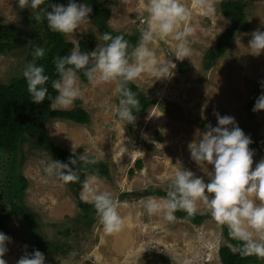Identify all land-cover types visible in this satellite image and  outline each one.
<instances>
[{"label":"rangeland","instance_id":"1","mask_svg":"<svg viewBox=\"0 0 264 264\" xmlns=\"http://www.w3.org/2000/svg\"><path fill=\"white\" fill-rule=\"evenodd\" d=\"M240 1L247 4L243 31L234 35L224 55L207 70L204 54L213 51L220 35L231 27L222 16L225 0H214L215 12L208 15L196 0H183L191 10L194 28L189 37L191 56L176 60L172 55L176 42L171 39H157L150 45L161 62L176 64L175 75L154 80L144 74L132 82L152 103L133 124L125 125L115 115L119 99L114 82L92 86L79 78L83 99L68 109H51L70 111L78 102L89 115L86 125L48 118L44 132L53 146L77 160L94 158L107 167L109 177L98 178L99 186L120 205L118 211L125 221L122 232L105 233L97 214H92L89 226L82 221L77 199L84 202L83 189L75 197L69 184L45 179L44 168L52 158L36 143L24 142L15 152L0 153V214L9 213L17 179L23 177L27 182L23 201L35 214V230L42 240L61 247L60 253L44 255L45 264H221L219 248L234 250L223 235L226 227L213 220L203 203L198 204L196 214L204 219L193 225L177 218L167 222L162 215L148 216L143 201L154 192L166 193L169 177L177 169L186 168L209 182L207 169L204 172L191 160L188 144L202 138L198 133L206 125L217 126L216 112L234 117L251 138L252 170L264 159V111H252L264 82V52L254 56L248 49L251 34L264 28V0ZM99 4L110 12L107 27L113 36H140V29L147 27L146 0H100ZM0 25L15 29L14 37L6 40L8 51L0 54V84H7L23 77L26 60L36 47L46 53L48 46L38 33L41 22L34 20L31 9L21 10L17 0H0ZM89 36L95 39L94 48L104 45L103 35L90 20L74 34L63 35L74 48ZM124 147L127 151L121 155ZM207 168L213 171L212 165ZM7 227L11 243L3 258L6 264H17L25 253H31L36 240L33 230L14 217Z\"/></svg>","mask_w":264,"mask_h":264},{"label":"clouds","instance_id":"2","mask_svg":"<svg viewBox=\"0 0 264 264\" xmlns=\"http://www.w3.org/2000/svg\"><path fill=\"white\" fill-rule=\"evenodd\" d=\"M204 14L215 12L214 0H196ZM18 7L29 8L37 23L46 21L54 33L74 34L82 25L89 22L92 8L85 3L68 0L67 6L52 4L49 0H17ZM48 8L51 11H48ZM144 11L147 14V27L140 29L137 45L129 51V42L123 35L112 36L105 33L103 46L82 53L77 45L69 54L53 59L57 79L51 81V88L57 92L53 98L47 87L49 76L45 68L36 60L45 56L43 47L33 50L34 59L22 73L26 81L29 97L34 104L50 101V109H68L76 100L83 99L78 72L83 71L88 83L95 86L101 82H114L120 97L115 110L116 117L125 125L135 122L134 112L139 111L140 101L128 84L147 74L154 80L170 79L175 75L176 64L171 60L161 62L150 45L157 39L175 41L172 55L178 61L191 56L189 37L194 28L191 24V10L183 0H146ZM248 49L250 54L259 56L264 52V31L251 34ZM261 95L256 99L252 111H264V82H261ZM217 126L206 125L198 142L188 144L190 158L204 172L209 182L197 177L192 171L181 168L169 177L168 190L164 197L149 196L143 201V209L148 216L162 215L167 222L176 219L177 211H184L189 217L198 211L203 203L213 220L226 227L230 236L239 242L242 257L254 256L264 259V159L252 170L254 152L249 148L252 140L240 129L234 117L214 113ZM121 155L127 150L124 147ZM131 153V152H130ZM130 153L128 155L130 156ZM79 166L73 170L72 166ZM94 158L83 157L62 163L51 160L44 168L45 179L53 178L63 184L79 180L80 165H96ZM207 165L213 166L209 172ZM81 199L91 203L105 233L118 234L125 228L124 218L119 213L120 205L108 192L101 191L97 176L82 182ZM11 238L0 232V264L8 252ZM27 247V246H25ZM17 264H45V256L39 250L25 253Z\"/></svg>","mask_w":264,"mask_h":264},{"label":"trees","instance_id":"3","mask_svg":"<svg viewBox=\"0 0 264 264\" xmlns=\"http://www.w3.org/2000/svg\"><path fill=\"white\" fill-rule=\"evenodd\" d=\"M99 1L100 0H75L76 3L82 2L92 8V12L89 14L88 19L97 28L99 33L102 35L105 33L110 34L107 27L110 12L108 9L101 7ZM49 2L67 6L68 0H49ZM246 5V3L240 0H225V8L222 16L226 21L230 22L231 27L220 35L215 49L204 54L202 61L205 69L209 70L212 68L216 61L224 55L226 46L233 39L234 35L239 31H243ZM48 11H51V9L48 8ZM261 31H264V28ZM38 33L39 36L44 37V42L46 43L45 47L48 46V50L43 58L36 60V63L45 68V74L49 76L47 85L49 95L54 98L57 92L51 88V81L57 79L58 76L55 71L53 59L58 55L64 56L69 54L74 47L71 43L65 41L62 34L54 33L49 30L46 21L41 22V25L38 26ZM14 35V28L0 25V54L8 51L9 44L6 40L13 38ZM124 38L129 42V51H131L139 42L140 36L136 34L132 37L124 36ZM105 43L104 41V44ZM94 44L95 39L92 36H89L87 41L81 40L78 42L79 49L82 53L95 50ZM33 59V55H29L26 60V65ZM77 75L82 81H86L83 71L78 72ZM128 87L136 93L140 101L139 111L133 113L137 119L146 112L152 103L145 98L134 84L129 83ZM118 99H120L119 96ZM50 103L51 102L46 99L39 105L34 104L29 97L26 81L23 77L12 79L7 84H0V153L8 154L15 152L21 148L24 142H33L53 160L66 163L69 157L76 159L74 156L53 146L44 132V124L48 118H54L70 121L77 125H86L89 123V115L80 108L78 102L75 104V108L70 111L51 110L49 107ZM252 145V143L249 145L250 149ZM69 166L73 167V170H75V168L79 166V161L77 166ZM137 166L140 167V163H138ZM78 175L79 180L77 182L69 183L75 197L82 188V182L86 180L87 175L90 177L97 176L99 179H107L109 177L107 167L99 162L96 165L81 164ZM16 183L17 194L10 198L9 213L7 215L0 214V232L5 235L9 232L7 224L10 217H14L24 226L33 230L34 239L36 241L31 249V253L33 250H39L44 255L53 251L60 253V246L52 245L42 240L35 230V214L27 208L23 201V193L27 188L26 180L20 176ZM165 195L166 193L160 191L153 193V196L159 198ZM77 207L82 215V221L89 226L93 220L92 214H96L94 207L82 202L80 199H77ZM175 216L177 219L185 220L193 225H199L204 219L203 216L197 214L189 217L184 211H177ZM223 235L227 243L232 246L234 250L228 246L219 248L218 257L221 264H264V259H258L254 256L242 257L239 252V242L230 236L227 228L223 229Z\"/></svg>","mask_w":264,"mask_h":264}]
</instances>
